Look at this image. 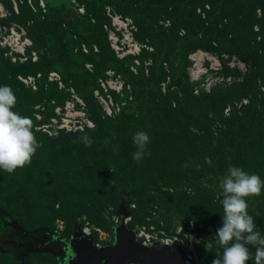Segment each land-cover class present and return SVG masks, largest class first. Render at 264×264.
Here are the masks:
<instances>
[{
    "label": "rangeland",
    "instance_id": "obj_1",
    "mask_svg": "<svg viewBox=\"0 0 264 264\" xmlns=\"http://www.w3.org/2000/svg\"><path fill=\"white\" fill-rule=\"evenodd\" d=\"M43 1L15 14L0 0L12 12L0 23L21 27L36 53L12 63L0 46V86L40 144L30 164L0 169V264H106L103 250L131 232L197 264L222 259L221 179L235 166L264 180V0ZM196 51L221 59L198 85ZM61 118L71 131L57 129ZM139 131L150 142L137 161ZM247 203L264 236V189Z\"/></svg>",
    "mask_w": 264,
    "mask_h": 264
},
{
    "label": "clouds",
    "instance_id": "obj_2",
    "mask_svg": "<svg viewBox=\"0 0 264 264\" xmlns=\"http://www.w3.org/2000/svg\"><path fill=\"white\" fill-rule=\"evenodd\" d=\"M16 103L17 98L12 88L8 85L0 86V169L8 173L30 164L40 147L33 131L32 120L13 111ZM80 139L86 147L93 143L87 135ZM133 142L137 151L132 158L140 161L144 158L150 137L146 132L139 131L133 135ZM205 163L211 165V158L205 157ZM227 171L228 174L221 179L219 185L223 190V199L220 201L224 213L223 222L214 236L223 253L221 259L218 258V252L212 264H247L253 255L255 264H262L264 236L257 230L253 217L248 214L247 198L261 195L264 180L240 167H229ZM79 234L83 236L84 233L81 231ZM250 245L255 248L254 254ZM205 247L208 251L211 245L206 244Z\"/></svg>",
    "mask_w": 264,
    "mask_h": 264
},
{
    "label": "built area",
    "instance_id": "obj_3",
    "mask_svg": "<svg viewBox=\"0 0 264 264\" xmlns=\"http://www.w3.org/2000/svg\"><path fill=\"white\" fill-rule=\"evenodd\" d=\"M5 1L6 3L11 5L12 12H14L15 14L19 13L18 2L22 4H26L29 8H31L34 11H36L38 8L41 9L45 8V4L43 0H5ZM12 12L4 11L3 4L0 2V19L6 18L8 15L11 16ZM0 46L5 50L3 52L4 57L9 58L12 63L34 62L36 60L35 52H31L29 55L26 53L28 48H30L31 46V40H29V38L26 36L24 30L14 23H12L9 27L3 26L0 23ZM189 59L192 61V66L191 68L188 69V75L190 77V80L196 85H198V82L201 79V75L210 72V74L206 76L205 79V82L206 81L208 82L212 72L217 71L221 67L220 57L211 53L196 51L189 56ZM117 84L118 83L116 82L106 83L107 87L109 88L112 87V89H117L118 88ZM200 85L204 86L205 88H207L208 86L207 84H203V83H201ZM102 86L105 87V84L102 83ZM110 105L111 103L109 105L105 103L106 106L105 110L108 116L112 115ZM51 121L54 124L58 123V121L55 119H52ZM68 123H69L68 120L61 118L60 123L57 124L56 127L58 130H66L67 132H69L72 130V126L68 125ZM51 124L45 125L46 128L44 129L46 132L53 134V132H51L50 130L52 126ZM88 124L89 123H87V125ZM83 233L86 235H90V232L87 229H84ZM134 235L136 240L143 246L145 247L152 246L153 241H151L148 235H145L143 232H141L139 235L136 234ZM141 236H143L144 239L142 241H139L138 237ZM158 243H162L166 246H171L173 242L170 241L169 244L167 241H159Z\"/></svg>",
    "mask_w": 264,
    "mask_h": 264
},
{
    "label": "water",
    "instance_id": "obj_4",
    "mask_svg": "<svg viewBox=\"0 0 264 264\" xmlns=\"http://www.w3.org/2000/svg\"><path fill=\"white\" fill-rule=\"evenodd\" d=\"M79 235L81 237L82 234ZM102 256L106 264H197L194 254L180 245L173 248L157 243L145 247L132 232L120 236L114 245L107 246Z\"/></svg>",
    "mask_w": 264,
    "mask_h": 264
},
{
    "label": "trees",
    "instance_id": "obj_5",
    "mask_svg": "<svg viewBox=\"0 0 264 264\" xmlns=\"http://www.w3.org/2000/svg\"><path fill=\"white\" fill-rule=\"evenodd\" d=\"M8 222L11 223V224L13 223V221H11V220H10V221L8 220ZM16 231L18 232L19 236H21L22 233H23V232L20 231L19 229L16 230ZM41 233H42V232H36V233H35V232H32V233H28L27 236H30V237L32 238V237H35V236H34L35 234H41ZM23 234H24V233H23ZM24 235H26V234H24ZM21 237H23V236H21Z\"/></svg>",
    "mask_w": 264,
    "mask_h": 264
},
{
    "label": "flooded vegetation",
    "instance_id": "obj_6",
    "mask_svg": "<svg viewBox=\"0 0 264 264\" xmlns=\"http://www.w3.org/2000/svg\"><path fill=\"white\" fill-rule=\"evenodd\" d=\"M41 242H43V241L41 240ZM43 244H44V243H43ZM43 244H42V245H43ZM39 246H40V250H41V249H42V250H43V249H46V248H44V247H41L40 242H39ZM40 250H36V249H35V251H40Z\"/></svg>",
    "mask_w": 264,
    "mask_h": 264
},
{
    "label": "crops",
    "instance_id": "obj_7",
    "mask_svg": "<svg viewBox=\"0 0 264 264\" xmlns=\"http://www.w3.org/2000/svg\"><path fill=\"white\" fill-rule=\"evenodd\" d=\"M82 237V236H81ZM72 239V238H71ZM97 244V243H96Z\"/></svg>",
    "mask_w": 264,
    "mask_h": 264
}]
</instances>
